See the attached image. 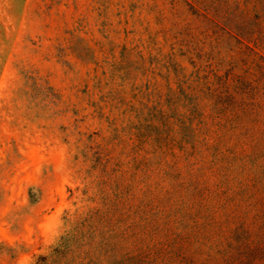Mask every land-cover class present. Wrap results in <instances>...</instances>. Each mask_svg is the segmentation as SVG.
I'll use <instances>...</instances> for the list:
<instances>
[{"label":"rangeland","instance_id":"obj_1","mask_svg":"<svg viewBox=\"0 0 264 264\" xmlns=\"http://www.w3.org/2000/svg\"><path fill=\"white\" fill-rule=\"evenodd\" d=\"M0 264H264V0H0Z\"/></svg>","mask_w":264,"mask_h":264}]
</instances>
